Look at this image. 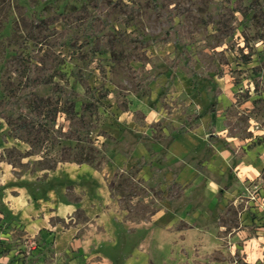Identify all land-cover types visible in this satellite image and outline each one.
I'll return each instance as SVG.
<instances>
[{
  "label": "rangeland",
  "instance_id": "374dc122",
  "mask_svg": "<svg viewBox=\"0 0 264 264\" xmlns=\"http://www.w3.org/2000/svg\"><path fill=\"white\" fill-rule=\"evenodd\" d=\"M171 201L179 264H264V0H0V264H123L71 242Z\"/></svg>",
  "mask_w": 264,
  "mask_h": 264
},
{
  "label": "crops",
  "instance_id": "0c3cea01",
  "mask_svg": "<svg viewBox=\"0 0 264 264\" xmlns=\"http://www.w3.org/2000/svg\"><path fill=\"white\" fill-rule=\"evenodd\" d=\"M225 160L228 161V159ZM238 167H241L244 171H246L244 179L242 180H247L248 178H250L251 169H249L245 160L241 161L240 164H238ZM250 167L252 168L254 166L252 165ZM176 172L177 174L174 175L176 183H182L184 182V178L192 176V178L190 179L191 181L189 182V184H187L188 186L184 190V200H186L187 196H189V190L194 191L199 187V177L201 176L194 172L193 165H183ZM204 184L207 185L206 191H208V193H216L214 188L217 185H215L212 180L209 179V181H206V183L204 182ZM221 191L226 190L224 188ZM189 205L191 207H188ZM193 208L194 205H191L188 202H185V204L181 205L180 207L178 206V203H174V201H171L169 205L166 204L165 206L155 210L150 220L131 223H128V220H126L125 218L123 219L124 216H120V213L117 212H114L111 215L107 213H99V215L96 216L97 223L103 225V229L92 231L91 229L86 228L87 232L82 231L81 237L79 239H73L71 243L81 248L83 252L90 253H92L93 248H99L100 245L106 247L116 246L119 236L117 227L114 224L115 220L117 222L123 223L124 232H127V234L133 229L142 230L143 233L137 245L132 247L131 251L127 253L123 264H149L152 260L151 256L154 255H157V258L160 259L159 262L161 264H179L180 260L183 257L181 258L178 256L177 247H183L191 244L193 230L197 227L192 228L188 225H182L179 228H173L172 226L174 222L181 224L188 223L189 220L187 219V217L191 214ZM197 209L199 210L200 218H202L204 221L210 220L207 216L211 217L212 213H208L204 208ZM48 224L49 218H47L46 216H41L38 218L37 222H34L33 226L36 229L38 227H47ZM97 253L99 255L101 254L103 256V259H108L111 263L114 262V260L110 259L105 253ZM184 256L186 257V253L184 254Z\"/></svg>",
  "mask_w": 264,
  "mask_h": 264
},
{
  "label": "trees",
  "instance_id": "16d2710c",
  "mask_svg": "<svg viewBox=\"0 0 264 264\" xmlns=\"http://www.w3.org/2000/svg\"><path fill=\"white\" fill-rule=\"evenodd\" d=\"M216 110L215 109H213V111L212 112H215ZM24 126H26V124H23L22 126H20V127H18V129H15L17 132L16 133H20V130L24 127Z\"/></svg>",
  "mask_w": 264,
  "mask_h": 264
}]
</instances>
